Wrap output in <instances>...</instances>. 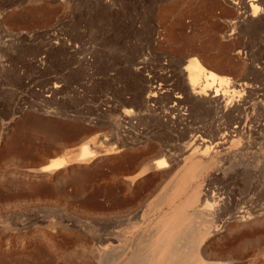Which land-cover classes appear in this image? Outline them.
<instances>
[{
    "label": "rangeland",
    "instance_id": "1",
    "mask_svg": "<svg viewBox=\"0 0 264 264\" xmlns=\"http://www.w3.org/2000/svg\"><path fill=\"white\" fill-rule=\"evenodd\" d=\"M247 1L0 0L3 262L264 264V0L240 20ZM192 60L232 106L192 107Z\"/></svg>",
    "mask_w": 264,
    "mask_h": 264
},
{
    "label": "bare ground",
    "instance_id": "2",
    "mask_svg": "<svg viewBox=\"0 0 264 264\" xmlns=\"http://www.w3.org/2000/svg\"><path fill=\"white\" fill-rule=\"evenodd\" d=\"M258 4H259V0H248L247 1V4L244 6V12H242L241 14H240V16H238L239 17V19L241 18L242 20H244L245 18H251V19H254L257 15H258V13H257V9H258ZM237 5V4H236ZM236 5H235V7H236ZM240 5V4H239ZM238 6V5H237ZM239 7V6H238ZM239 10V9H238ZM166 11V10H165ZM260 11V10H259ZM238 12V11H237ZM239 14V13H238ZM237 17V18H238ZM240 19V20H241ZM255 24L257 23V22H254ZM231 24H233V23H231ZM234 29V28H233ZM233 29L231 30V31H233ZM233 33V32H232ZM229 35H231V34H229ZM230 38V37H229ZM4 43V42H3ZM3 45V44H2ZM239 51V50H238ZM240 52V51H239ZM238 53V52H237ZM222 55V54H221ZM216 57V59H217V56H215ZM219 58V57H218ZM215 60V59H214ZM218 60V59H217ZM208 61H209V59H208ZM207 61V62H208ZM211 61L213 62V58H211ZM218 61H221L220 59L218 60ZM217 61V62H218ZM224 61V60H223ZM228 61V60H227ZM227 61H224V62H218V63H216L215 64V67L216 68H219V69H222V68H224L227 64H226V62ZM206 62V61H205ZM214 62H216V60L214 61ZM214 62H213V66H214ZM208 63H210V62H208ZM202 65V64H201ZM200 65V63L197 61V60H192V61H190L189 62V65H188V69H189V72L188 71H186V70H184L183 69V73H181V79H180V77H179V79H180V81H181V85H182V87H183V89H184V92H183V90H182V92L184 93V95H185V97H187V100H189V103L192 105V107L193 106H197V105H199L200 103H203V100L205 99V98H207V103H209V102H213V103H215V104H217V105H219L221 108H228V106H230L229 105V103L230 102H228V101H226V97H227V95L226 94H222V92L220 93L219 92V90L220 89H215V88H213V86H211L210 84H208V82L209 81H211V82H214V81H216L217 80V78H216V75H214L213 73H211V72H209V71H206V69H204L202 66ZM211 65V64H210ZM179 67V66H178ZM212 68V67H211ZM186 69V68H185ZM226 69H227V67H226ZM223 70H225V69H223ZM219 71V70H218ZM187 74V77L186 78H183L184 77V75H186ZM228 79H226V78H221L220 80H219V82L220 83H222V82H228L227 81ZM176 83V82H175ZM229 83V82H228ZM209 86L210 85V87L209 88H207V89H205V87L206 86ZM221 85V84H220ZM228 85V84H227ZM233 85V84H232ZM230 86V85H229ZM234 86H235V84H234ZM238 87H241V85H237ZM228 88V87H227ZM242 88V87H241ZM182 89V88H181ZM147 93H148V95L146 96V97H144V96H142V94L140 95V97H139V101L137 102L138 103V105H145V104H147L148 102H150L151 100H154V97H155V93H157V92H159V90H161V89H159L157 86L156 87H152V85H150L148 88H147ZM222 91V90H221ZM233 91V90H232ZM235 92V90L233 91V93ZM173 93V92H172ZM160 94H162L161 92H160ZM144 95V94H143ZM159 95V94H158ZM139 96V95H138ZM138 96H136V97H138ZM157 96V95H156ZM182 96V95H181ZM179 94H177L176 95V97H174V99L178 102V103H180L181 101H180V99L182 98ZM241 96V95H240ZM239 96V97H240ZM160 97V96H159ZM168 97V96H167ZM238 97V98H239ZM231 98V97H230ZM168 99V98H167ZM206 100V99H205ZM227 100H229V97L227 98ZM236 100V99H235ZM238 100V99H237ZM244 100V99H243ZM237 102V101H236ZM135 103V102H134ZM206 103V104H207ZM245 103V102H244ZM214 104V105H215ZM239 104H242V103H239ZM239 104H237V105H239ZM201 105V104H200ZM232 106V105H231ZM235 107V106H234ZM237 107V106H236ZM218 108V107H217ZM226 111V110H225ZM132 113V112H131ZM220 113V112H219ZM124 116H127V115H130V112H128V111H126V112H124ZM163 118V117H162ZM224 137V136H223ZM229 138H230V135H229ZM226 139V136H225V138H224V140ZM221 141H222V139H221ZM220 141V142H221ZM226 142L228 141L229 142V140L227 139V140H225ZM224 142V141H223ZM201 143H202V141H201ZM200 143V144H201ZM222 143V142H221ZM220 143V144H221ZM198 145H200L199 143H197ZM203 144H204V141H203V143H202V145H200L199 147H203ZM219 144V143H218ZM193 145V144H192ZM214 145H217V144H214ZM202 147H201V149H202ZM217 147H218V145H217ZM220 147V146H219ZM218 147V148H219ZM171 147H169V146H166V145H164V147H163V149L162 150H160V152H158L159 154V156L160 157H162V159L160 160L159 159V161L158 162H156L155 163V169H157V170H161V169H163V168H165V167H167V164H166V161H165V158L167 159V160H169V162H170V164L172 163V160H171V157H172V153H171V149H170ZM206 148V147H205ZM214 148V147H213ZM213 148H211V150L213 149ZM215 148H216V146H215ZM218 148H216V150H219ZM222 148V147H221ZM200 149V148H199ZM204 149V148H203ZM196 150V149H195ZM173 151V150H172ZM188 151H191V147L190 148H188L184 153H186V152H188ZM193 151L194 150H192L191 151V153H193ZM209 152H210V150H209ZM208 152V153H209ZM214 152V151H213ZM92 151L87 147V146H83L81 149H80V156L81 157H87V156H89V155H92ZM187 154V153H186ZM205 154V153H204ZM209 155V154H208ZM184 156V155H183ZM62 164H64V163H61L60 161L58 162V161H54V162H51L50 163V165L49 166H47V167H44V168H42L41 169V171L42 172H44V171H52V170H55V169H57L58 167H60V166H62ZM154 167V166H153ZM9 197H11V196H9ZM6 262V261H5ZM5 262H3L2 261V258L0 259V264H6ZM22 264L23 262H18V264Z\"/></svg>",
    "mask_w": 264,
    "mask_h": 264
}]
</instances>
